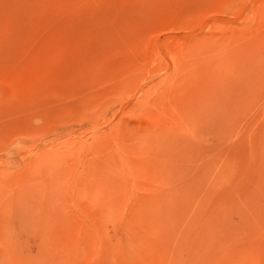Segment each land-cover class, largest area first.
<instances>
[{
  "label": "rangeland",
  "instance_id": "1",
  "mask_svg": "<svg viewBox=\"0 0 264 264\" xmlns=\"http://www.w3.org/2000/svg\"><path fill=\"white\" fill-rule=\"evenodd\" d=\"M0 264H264V0H0Z\"/></svg>",
  "mask_w": 264,
  "mask_h": 264
}]
</instances>
